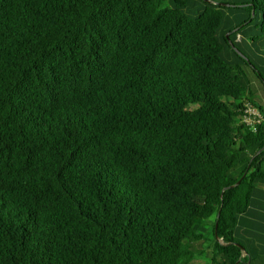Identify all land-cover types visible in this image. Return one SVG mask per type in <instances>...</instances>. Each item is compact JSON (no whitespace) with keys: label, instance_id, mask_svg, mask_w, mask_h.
I'll return each instance as SVG.
<instances>
[{"label":"trees","instance_id":"trees-1","mask_svg":"<svg viewBox=\"0 0 264 264\" xmlns=\"http://www.w3.org/2000/svg\"><path fill=\"white\" fill-rule=\"evenodd\" d=\"M256 40L264 0H0V264H264Z\"/></svg>","mask_w":264,"mask_h":264},{"label":"rangeland","instance_id":"rangeland-1","mask_svg":"<svg viewBox=\"0 0 264 264\" xmlns=\"http://www.w3.org/2000/svg\"><path fill=\"white\" fill-rule=\"evenodd\" d=\"M260 43H261L260 40H256V44H255V46L251 47V50L254 51V50L258 49V50H261L262 53H264V49L262 50V46L260 45ZM254 55L256 57H259L261 54L254 52ZM262 60H264V59H262ZM258 66H261V64H258ZM246 70H247L248 75L250 76V81L252 83V89L258 95V97L261 99L262 106L264 107V89H263V86L260 84L257 77L248 68H246ZM263 75H264V71H263ZM191 247L196 253L199 254V256H197L196 260H194L195 263H206L208 259H206L204 255L207 256V254L209 255V253L211 252V244L207 243L205 241H203V242L202 241L201 242H192Z\"/></svg>","mask_w":264,"mask_h":264},{"label":"built area","instance_id":"built-area-1","mask_svg":"<svg viewBox=\"0 0 264 264\" xmlns=\"http://www.w3.org/2000/svg\"><path fill=\"white\" fill-rule=\"evenodd\" d=\"M241 121L249 127L250 130L255 131L256 126L263 121V116L256 107L246 103L244 105Z\"/></svg>","mask_w":264,"mask_h":264},{"label":"water","instance_id":"water-1","mask_svg":"<svg viewBox=\"0 0 264 264\" xmlns=\"http://www.w3.org/2000/svg\"><path fill=\"white\" fill-rule=\"evenodd\" d=\"M237 184H238V182H237ZM237 184H236V185H237ZM217 240H218V242H219L221 245H226V243H224V242L222 241V239L217 238ZM234 244L240 246V244H238V243H234Z\"/></svg>","mask_w":264,"mask_h":264}]
</instances>
